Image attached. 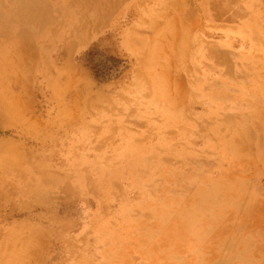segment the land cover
Segmentation results:
<instances>
[{"label": "rangeland", "instance_id": "1", "mask_svg": "<svg viewBox=\"0 0 264 264\" xmlns=\"http://www.w3.org/2000/svg\"><path fill=\"white\" fill-rule=\"evenodd\" d=\"M0 264H264V0H0Z\"/></svg>", "mask_w": 264, "mask_h": 264}, {"label": "trees", "instance_id": "2", "mask_svg": "<svg viewBox=\"0 0 264 264\" xmlns=\"http://www.w3.org/2000/svg\"><path fill=\"white\" fill-rule=\"evenodd\" d=\"M86 62L93 77L98 81H105L113 77V71L117 69L116 66L121 60L112 55L105 56L96 51H88L86 53Z\"/></svg>", "mask_w": 264, "mask_h": 264}]
</instances>
